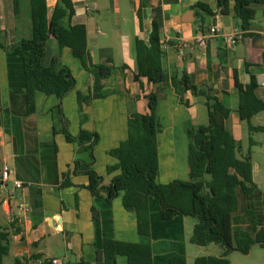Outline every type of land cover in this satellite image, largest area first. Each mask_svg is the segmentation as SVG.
<instances>
[{"label":"crops","instance_id":"obj_1","mask_svg":"<svg viewBox=\"0 0 264 264\" xmlns=\"http://www.w3.org/2000/svg\"><path fill=\"white\" fill-rule=\"evenodd\" d=\"M74 15L63 19L66 26L85 25L88 48L95 64L111 61L112 75L104 81L106 97L79 106L77 93L87 95L93 77L68 48L60 49L50 37L45 62L57 58L68 66L76 79L75 88L59 105L55 95L36 92L29 102L26 92L23 61L14 45L33 37L30 0H0V166L11 171L8 182L0 187V221L11 234L10 252L4 258L34 264L38 259H58L60 264H97V252L105 239L138 242V220L135 212L123 205V193L108 200L106 194L93 195L88 189L89 177L74 173L75 161H91L89 152H79L77 143L66 140L64 129L78 135L82 130L97 133L94 148V169L103 178V185L122 174L119 161L110 152L128 138V117L148 114L150 93L158 96L157 139L159 175L157 181L189 180V129L207 125L209 110L205 98L185 91L181 75L185 72L196 86L211 85L212 94L229 109L225 120L227 131L245 153L250 142L254 190L240 193L239 209L232 216L235 234L253 237L264 229V132H249V123L238 114L239 83L246 85L251 76L258 81L256 95L264 102V5H256V16L249 32L235 44L225 42L237 26L234 14L218 11L217 0H148L138 11L141 0H72ZM61 0H47L49 14ZM198 3L208 5L214 16L207 15ZM262 16V17H260ZM157 21L164 44L165 66L169 81L150 84L137 79L138 63L134 55L135 39L146 43ZM203 24V25H202ZM219 27V34L209 39L206 47L192 45L200 27ZM241 30V29H240ZM180 41L188 46L180 54ZM192 46V47H191ZM226 50L227 62L219 60ZM250 125L264 126V112L255 115ZM69 174L71 186H64ZM14 181L23 187L16 189ZM24 206V211L20 207ZM254 216V224L251 222ZM151 243L153 264H169L173 257H182L194 264L198 257H221L223 248L198 246L190 239L197 219L176 216L165 221L160 207L150 201ZM15 229L20 230L13 234ZM213 248V249H212ZM259 244L253 245L250 256ZM55 249L66 251L53 253ZM264 250V249H263ZM197 253V254H196ZM233 251L228 258L238 264ZM242 254V253H241ZM39 257L36 259V257ZM115 264H128L119 257ZM264 264V260L262 263Z\"/></svg>","mask_w":264,"mask_h":264},{"label":"trees","instance_id":"obj_2","mask_svg":"<svg viewBox=\"0 0 264 264\" xmlns=\"http://www.w3.org/2000/svg\"><path fill=\"white\" fill-rule=\"evenodd\" d=\"M33 22V37L23 39L14 45L25 69L26 92L29 102H33L35 93L55 95L59 105L63 98L76 86V79L68 66L60 65L55 57L51 63L45 62L47 41L54 37L60 49L68 48L83 68L93 77L92 87L87 95L77 93L79 106L90 104L94 100L106 97L104 81L112 75L111 61L106 64L93 63L89 48L86 26H66L63 19L74 15L72 0H61L49 14L47 0H30ZM148 0H141L138 15ZM256 5H264V0H217L218 11L226 15L232 12L234 19L244 33L249 32L256 16ZM18 9V0H14ZM207 15L214 16L208 5L198 3ZM203 25V24H202ZM201 31H206L204 26ZM0 46L4 45L0 42ZM133 51L138 63L137 79L145 78L150 84L169 81L165 66V50L161 40L159 24L152 23L149 40L146 43L135 39ZM219 60L227 62L226 50L219 53ZM235 83L239 89L238 114L242 121L249 123V132H264V126L250 125V120L264 112V102L256 95L258 81L251 76L248 84L239 83L235 71ZM185 91L205 98L209 110L207 125L193 126L189 129V180H172L169 183L157 181L159 175V155L157 139L158 96L150 93L148 114H131L128 117V138L110 154L118 159V168L122 174L103 185V178L94 169V148L99 143V135L82 130L78 135L71 134L66 128L67 142L77 143L79 152H89L90 162L75 161L74 173L82 172L89 177L87 189L95 196L106 194L110 201L123 193V205L128 211L135 212L138 220V242L105 239L102 249L97 252V264H115L119 257H125L128 264H153L151 243L150 201L160 207L161 217L168 221L176 216H190L197 219L191 236V243L197 246L220 245L221 257H198L194 264H231L228 256L233 251L248 255L255 244L264 249V229L253 237H240L235 234L232 216L239 209L240 193L249 195L254 190L252 150L243 153L242 147L227 131L225 120L229 109L213 94L211 85H193L188 75H181ZM69 174L65 175L64 186H71ZM1 187V182H0ZM1 207V201H0ZM254 224V216L251 215ZM13 234L20 230L15 229ZM12 233L3 227L0 221V264L10 252ZM39 258L38 256L36 259ZM15 264H27L16 260ZM74 264V263H70ZM169 264H187L182 257H173Z\"/></svg>","mask_w":264,"mask_h":264},{"label":"built area","instance_id":"obj_3","mask_svg":"<svg viewBox=\"0 0 264 264\" xmlns=\"http://www.w3.org/2000/svg\"><path fill=\"white\" fill-rule=\"evenodd\" d=\"M220 30L217 25H212L208 30L199 31L196 37L193 39L191 44L200 45L206 47L208 45L209 39L215 37L219 34ZM225 42L229 44H235L237 41L243 38V31L240 29H235L231 34L224 37ZM188 46L187 41H180L178 45L179 53L182 54L184 48ZM192 47V46H191ZM11 176V171L9 167L3 166L0 168V182L5 183L8 182ZM14 186L16 189H21L23 187V183L21 181H14ZM24 206L20 207V211H24ZM34 264H60L58 259H38L34 262Z\"/></svg>","mask_w":264,"mask_h":264},{"label":"rangeland","instance_id":"obj_4","mask_svg":"<svg viewBox=\"0 0 264 264\" xmlns=\"http://www.w3.org/2000/svg\"><path fill=\"white\" fill-rule=\"evenodd\" d=\"M211 245H213L212 247L222 248L220 245H217V244H211ZM192 247L196 250L200 249L197 245H194ZM57 252H60V254L62 253L63 255L66 251L65 250L59 251L58 249H55L53 251V253H57ZM236 255H238L239 260H240L238 261V264H259V263H262V261L264 260V250L261 248H256L255 252L253 254H250V256H244L241 253H236ZM233 262L234 264H236V261H234V259H233ZM6 264H13L11 257L6 258Z\"/></svg>","mask_w":264,"mask_h":264},{"label":"water","instance_id":"obj_5","mask_svg":"<svg viewBox=\"0 0 264 264\" xmlns=\"http://www.w3.org/2000/svg\"><path fill=\"white\" fill-rule=\"evenodd\" d=\"M2 167H3V165L0 166V168H2Z\"/></svg>","mask_w":264,"mask_h":264}]
</instances>
